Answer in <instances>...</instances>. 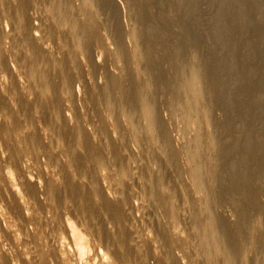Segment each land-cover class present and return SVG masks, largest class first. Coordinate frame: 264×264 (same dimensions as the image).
Here are the masks:
<instances>
[{
    "label": "bare ground",
    "instance_id": "6f19581e",
    "mask_svg": "<svg viewBox=\"0 0 264 264\" xmlns=\"http://www.w3.org/2000/svg\"><path fill=\"white\" fill-rule=\"evenodd\" d=\"M118 1H99L110 15L109 21L107 18V21L98 19L93 0L81 1L78 8L82 9L84 17L73 21L72 30L74 34L75 27L80 28L82 34L77 33L71 39L68 50L59 61L61 69L58 72L44 68L47 60L44 46L39 41L40 17L34 19L19 8L13 17L19 26L17 40L20 45L10 48L9 61L2 55L0 60V264H15L13 260H17L16 264H185L183 257L197 258V248L192 249L196 240L207 251L212 244L222 248L226 264H264V252L247 254L251 248L254 251L264 249V0H126L132 5L140 24L147 51L141 50L138 39H133L132 48L126 47ZM2 2L5 0H0ZM65 2L66 14L71 15L78 9L70 0ZM203 4L213 12L207 13ZM175 21L180 24L179 32L173 31ZM248 23L252 30L250 37L246 38L244 24ZM103 28L111 31L117 44L116 51H111L104 41L100 31ZM205 36L210 39L208 48L202 51L201 64L210 101L200 100L197 94L198 103L193 105L183 88L188 74L182 57L193 46L200 48L197 42L203 46ZM93 43H99L107 54L122 57L128 63H133L135 55L147 56V66L156 81L152 89L139 80V74L143 72L137 65L138 74L130 73V89L127 90L118 76L111 75L107 62L99 64L94 59L89 60L94 68H103L112 87L122 88L120 101L131 95L150 120V131L159 133L172 151L168 127L159 106L178 108L186 118L193 117L197 122L199 134L196 141L200 142L205 159L192 164L190 170L194 179L200 182L198 187L205 188V196L190 194L181 182L175 185L182 200L179 214L190 221L197 236L192 234L183 238L168 225L169 222L160 224L157 221L152 230L153 237L148 240L138 232L136 217L130 214L126 225L118 220L113 234L93 233L100 245L108 247L107 254L97 244L92 246L86 236L88 232L85 235L64 211L68 206L78 204L79 200L78 206L83 208V198L87 200L92 193L88 189L84 193L81 188L87 174L82 164H107V158L102 157L91 138L86 136L80 115L76 112L74 122L70 124L66 111L69 103H75L77 99L86 103L89 100L108 103L110 99L108 84H87L81 71L78 53H89ZM24 48L29 51V57H26ZM251 56L256 60L252 61ZM21 77L26 82H22ZM75 79L82 84L83 97L79 96V87L75 89L73 86ZM155 94L164 97L161 105L153 98ZM96 114L95 119L99 117L100 120L102 114ZM211 119L216 122L218 130L207 134L205 128ZM148 145L151 156L147 154L149 158L140 159L141 172L149 167L155 153L156 148L150 141ZM61 156L66 157V164H80L82 173L79 179H73L66 171ZM43 157L47 164L59 166L61 183L43 170L40 163ZM153 174L156 176L153 199L158 201L165 217L171 218L176 213L173 210L177 200L161 189L159 172ZM95 178L100 182L102 176L99 173ZM226 203L235 206L232 221L215 210ZM117 211L122 214L120 209ZM201 211L206 213L205 216ZM254 214L263 216V230L251 235L249 226ZM189 231L193 233L194 230ZM2 240H6L15 252L16 259L6 255Z\"/></svg>",
    "mask_w": 264,
    "mask_h": 264
},
{
    "label": "rangeland",
    "instance_id": "374dc122",
    "mask_svg": "<svg viewBox=\"0 0 264 264\" xmlns=\"http://www.w3.org/2000/svg\"><path fill=\"white\" fill-rule=\"evenodd\" d=\"M70 1L75 8H78L81 5L82 0H70ZM99 1L100 0H93V5L96 10V13L98 12L97 17L100 21H107V19L109 21L110 15L108 14V12L106 13V10L103 8L102 4ZM118 2H119V11L121 13V28L123 30V38L126 47L129 49L132 48L133 39L134 41L138 39L140 43L139 45L142 46L141 50L147 51L148 47L145 46V42L142 38V35L140 34V24L136 20L135 12L132 8V5L131 4L129 5V3L126 0H119ZM9 3L11 6H9ZM64 4H66L65 0L64 1L63 0H55V1L54 0H5V3L4 2L0 3V38L2 44V51H0V60L2 59L1 57L2 55L5 60L9 61L11 55L9 53L10 48L15 47L17 44L20 45V43L17 40V35H18L17 33L19 31V26L16 23V19L13 17L15 16L16 11L21 9L26 11V13H28V15L33 17L34 19L40 17L42 21L43 19L44 21H46V22L44 21L42 22L41 20H38L39 22L37 21L40 27L39 41L44 46L45 49L44 56L46 57L45 59L47 60V63L44 66V68L49 67L53 71L58 72L59 69H61L59 61L62 59L63 53H65V51L68 50L67 48L71 44V39L77 33H79V35L82 34L80 28L76 29V27H75V32L73 34L72 29L74 28L75 25L73 21L76 19L77 20L83 19L84 17V13L81 8L76 9V11L71 15L66 14L68 10L65 8ZM223 4H225L224 1ZM202 7L205 9V11H207V13L213 12L212 10L208 9V7L204 4ZM249 7L251 8L250 5ZM5 10L7 11V13L10 12V14L8 15L5 12ZM131 14L133 15V17ZM44 23L47 24L48 26L45 25ZM172 27H173V31L175 32L180 31V24L178 22L175 21ZM58 30L61 33L64 32L66 35L64 33L60 34ZM108 30H109L108 28L101 29L100 30L101 35L103 36L104 41L107 43L108 48L114 52L117 50V44L113 39L111 31L109 30V33H107ZM251 30L252 27L249 26V23L244 24V33L246 38L250 37ZM189 32L190 31H187V33ZM64 39H66V41ZM209 39L210 38L208 36H205L203 38L204 40V43H202L203 46L199 42H197L196 44H199L200 48H197L195 45L190 49L189 52L184 53L182 57L185 64V68L187 67L186 70L188 74V78L183 82V88L190 96L193 105L198 103V99L196 97L197 94L200 95V100L206 102L210 101V97L207 93V84L204 78L205 72L203 71L201 64L202 61L201 54L202 51L204 52L206 48H208L207 42L209 41ZM26 48H24L23 50L24 52H26L25 53L26 57H29L30 54ZM78 59L81 64V71L86 79L85 82H87V84H93L95 82L103 85L108 84L110 99L107 102L112 104H108L98 100L96 101L97 103L92 100H89L86 103V101L77 99L75 103L74 102L69 103V106L66 110L67 113L69 114L68 121L70 122V124H73L75 113L77 112L80 115L81 118L80 120L82 121V126L85 130L86 136L91 138L93 145L100 150L102 157L104 159L107 158L106 159L107 164L104 165L82 164L87 174L85 177V183H83V186L81 188L84 190L83 191L84 193L87 189L90 190L92 193L89 195V198H87V200L86 198H83L84 195L82 196L83 198L82 202H84L85 204L83 208L78 206L80 205L79 202L81 201L79 200L77 201L78 204H73L71 205V207L68 206V208L64 209V211L68 213V215L71 217L72 222L74 224L76 223L75 225H78L79 229L82 232H84L85 235L88 232L86 236L88 237L89 243L92 246L94 244H97L107 254L109 253L108 247L105 244L100 245L99 240L95 238L93 233L95 231H99L100 233H103L105 235L106 233L113 234V232H115L116 230V224L118 223V220L120 219V223L126 225L129 221L127 219L130 217V214L131 215L133 214L136 217L135 226L136 229L137 227H139L138 228L139 230L137 229L138 232L148 240H150L153 237L152 230L154 231L158 222L159 223L161 222L160 224H167V222H169L168 225L173 227L174 230L176 229V231L179 232L183 236V238H188L192 234L197 236V231L193 228L190 221L185 217H183L184 215L179 214L182 212V209H180V206H182V200L181 198H179L180 197L179 191H176L175 189V185L181 182V184H183L184 186H186V188L189 189L190 194L196 195L198 197L205 196V188L203 186L200 188L198 187L200 182L194 179L190 170L192 164H197L199 162L204 161L205 159L204 155L201 153L202 146L200 142L196 141L197 135L199 134L197 122L194 120L193 117L186 118L182 110L178 108L169 109L164 106H159V108H161V116L168 127V132L173 145V151H172V149L169 148L168 144H166V140H164V138H162L159 133L153 131L152 133L150 131V124H151L150 120L143 115V111L141 110L140 106L136 105L131 95L128 94L124 100L120 101L119 96L121 95L122 88L112 87L103 68H101L100 66L94 68L90 63L91 60H89V59H94L93 61H97V63L99 64L107 62L111 75L118 76L124 83L123 88L127 90L128 88L130 89V86H128L130 73L138 74L135 69L137 65L139 66V68L141 67L140 70L143 72V74H139L140 75L138 77L139 80H141L142 84L143 83L147 84L148 88L152 89L155 87L156 81L154 76L152 75L151 70L147 66L146 63L147 56L145 57L142 54L135 55L133 57V63L135 64L134 66L132 62L128 63L129 61H126L122 57L107 54L106 51L103 50L102 47L99 45V43H93L89 53L84 51L78 53ZM251 60L255 61L256 58L251 56ZM130 65L134 67H131ZM196 65L199 68H197ZM21 80L22 82H26L25 78L23 77H21ZM81 85L82 84L79 82V80L75 79L73 86L75 89L79 87L80 89L79 96L83 97V91L81 89ZM153 98L156 100V103H158L159 105H161L160 101L164 99V97L162 98L160 95L157 94L153 95ZM96 113L102 114V118H100V120L99 117H96L95 119V116L97 115ZM212 114L213 116L215 115L214 112ZM133 115L134 117H132ZM91 120H93L94 122H92ZM205 129L207 134H214V132L218 130V126L216 122L211 119L208 121ZM121 138L124 140L122 141ZM148 141H150L151 144H153L154 148L156 149H155V153L152 155L153 157H151L152 160H150L149 162V167L145 169L143 172H141L138 165L140 164L139 163L140 159L149 158L148 155L151 154L148 150L149 148ZM123 144H125L126 146L124 147ZM174 151L176 154H173ZM122 153L125 155V157L123 156ZM60 161L63 162L62 165L64 166L66 171L70 173L73 179L75 180L79 179L80 173H82L79 168L80 164H66L67 163L66 157L64 156H61ZM40 163L43 166V170L50 177H52L56 182L59 183L62 182L60 181L62 179V175L61 172L59 171L58 165L47 164V160L44 157L41 159ZM102 170L104 171L102 172ZM153 172H159L160 174L158 177L160 178L161 181V189L164 192L170 194L173 199L177 200L175 201V208L173 210L176 211V213H174V215H172L171 218H168L167 216L165 217L158 201L153 199L155 194V189L153 188V181L154 178L156 177L154 176ZM99 173L102 176L100 182H98L95 178L96 174ZM147 202H149L150 205H148ZM151 206L153 207V209ZM234 207L235 206L233 204L226 203L220 209H215V210L219 213L220 212L224 213L225 216L228 219L230 218L232 221V219L235 218ZM202 208L203 207L201 206V209ZM118 209L122 211V214L118 213L117 211ZM201 214L202 216H205L206 213H204V211H201ZM183 218L185 219V221ZM262 219L263 216H261L260 214H254L251 217L250 226H249L251 235H256L263 230ZM154 222L156 223V225H154L155 224ZM80 224H82V226ZM189 225H190V229H189ZM84 226L85 228H83ZM185 226H187L188 228L187 227L185 228ZM189 230L191 231L194 230V231L192 233ZM146 231L147 232L149 231L148 232L149 234ZM196 242L197 245H195ZM2 243H4V245L2 246L5 248L6 255L9 258L11 257V259L14 258L16 259L15 252L9 248V246L6 244L7 243L6 240H2ZM153 245L156 246V243L155 244L153 243ZM44 249L45 251L47 250V248ZM187 249L191 251L190 248ZM192 249L193 251L196 249L195 252L200 251V254L196 252L197 254L196 260H191L189 258L183 257V259H185V264H226L224 251L216 244H212L211 247L209 248V251H207L204 249L203 244L196 240L192 245ZM255 252L258 254H262L264 252V249L259 248L257 249V251H254V249L252 250L251 248V250L248 251L247 254L251 256ZM13 262L16 264L17 260H13ZM256 264H261V263L257 262Z\"/></svg>",
    "mask_w": 264,
    "mask_h": 264
}]
</instances>
